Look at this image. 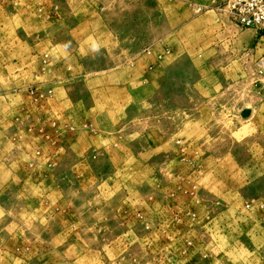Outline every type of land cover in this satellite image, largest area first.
<instances>
[{"label":"rangeland","instance_id":"obj_1","mask_svg":"<svg viewBox=\"0 0 264 264\" xmlns=\"http://www.w3.org/2000/svg\"><path fill=\"white\" fill-rule=\"evenodd\" d=\"M204 1L0 0V264H264L263 55Z\"/></svg>","mask_w":264,"mask_h":264},{"label":"built area","instance_id":"obj_2","mask_svg":"<svg viewBox=\"0 0 264 264\" xmlns=\"http://www.w3.org/2000/svg\"><path fill=\"white\" fill-rule=\"evenodd\" d=\"M222 10L241 28L264 31V0H227ZM257 66L264 75V54Z\"/></svg>","mask_w":264,"mask_h":264},{"label":"crops","instance_id":"obj_3","mask_svg":"<svg viewBox=\"0 0 264 264\" xmlns=\"http://www.w3.org/2000/svg\"><path fill=\"white\" fill-rule=\"evenodd\" d=\"M187 1L188 0H180V2H183L184 4H186ZM222 1H224V0H206L203 3L207 4L208 7H213L216 4H220ZM226 1H225V3H226ZM198 6H201V5H198ZM203 7H205V6H203ZM187 13H188V11H187ZM189 14L191 15V12H189ZM79 26L80 25L78 23H76L73 27L81 29V27H79ZM236 26L239 27V32L241 33V35L236 40H233V41L229 40L228 43H231V45H233V46L237 45V47H239V48H243L244 50L250 51L251 46H253V44L256 41L257 44H256L255 48H256V50L259 49L263 55L264 54V31L241 28L237 24H236ZM240 28L244 29V30H240ZM185 43H186L185 41L181 42L180 46L185 47L186 46ZM184 53H188V52H184ZM121 60L119 59L120 62H121ZM153 62H154V64H157L158 66H160L165 72L169 71L168 68H166V66H165V68H163L164 65H163L162 60L161 61L160 60L151 61L150 63H153ZM109 63H111V62H109Z\"/></svg>","mask_w":264,"mask_h":264}]
</instances>
